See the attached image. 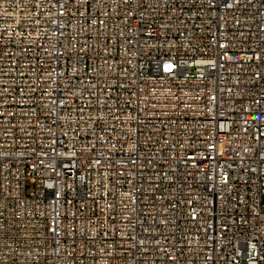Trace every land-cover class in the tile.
Returning <instances> with one entry per match:
<instances>
[{
	"label": "built area",
	"instance_id": "obj_1",
	"mask_svg": "<svg viewBox=\"0 0 264 264\" xmlns=\"http://www.w3.org/2000/svg\"><path fill=\"white\" fill-rule=\"evenodd\" d=\"M0 264H264V0H0Z\"/></svg>",
	"mask_w": 264,
	"mask_h": 264
}]
</instances>
